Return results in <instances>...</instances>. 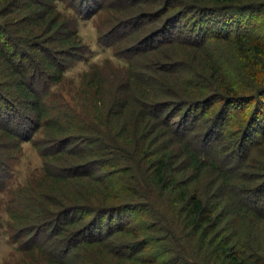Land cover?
Returning <instances> with one entry per match:
<instances>
[{
	"label": "trees",
	"instance_id": "1",
	"mask_svg": "<svg viewBox=\"0 0 264 264\" xmlns=\"http://www.w3.org/2000/svg\"><path fill=\"white\" fill-rule=\"evenodd\" d=\"M114 1L0 0L7 241L28 264H264V0H129L118 23ZM104 10L125 70L61 103L85 52L61 13ZM39 130L41 175L13 188L7 145Z\"/></svg>",
	"mask_w": 264,
	"mask_h": 264
},
{
	"label": "rangeland",
	"instance_id": "2",
	"mask_svg": "<svg viewBox=\"0 0 264 264\" xmlns=\"http://www.w3.org/2000/svg\"><path fill=\"white\" fill-rule=\"evenodd\" d=\"M111 5L113 7L110 13L116 14L114 17L117 23L120 20L125 22L135 14L132 10L134 5L129 0L114 1ZM110 13L105 10L99 11L97 14L88 17V19L85 16L78 19L74 18L69 12L61 13L62 16L60 18L62 21L65 22L70 19L71 23L76 26L75 35L78 37L79 46H84L85 50L82 57L81 55H76L78 57L70 59L69 67L63 71L60 83L56 87L53 86L52 92L58 95L56 98L61 103L68 102L69 98L76 94L82 95L84 90L83 79L93 71V68L113 78L121 75V72L125 70V63L116 56V50H118V45L124 47L130 45L134 41L131 37H129L130 41L125 40L123 44H114L109 48L102 47L97 43V36L104 31H109V26L106 22L111 16ZM129 35L132 36L133 32L129 33ZM74 55V53H71L70 56ZM83 103L85 102H71L69 108L71 111H74L77 108V104L81 105ZM43 135L42 130H39L30 141H12L7 145L8 147L15 144V146H9L10 148L14 147L10 149L12 154L11 158H9L10 170L13 175L11 184L13 188L18 185H24L30 180L32 182L41 175L42 161L38 153L40 143H37V140L43 137ZM10 197L9 190H2L0 192V264H28V261L35 259L37 255L23 254L16 250V243L7 241L8 234H10L8 227L10 220L6 211V203Z\"/></svg>",
	"mask_w": 264,
	"mask_h": 264
}]
</instances>
